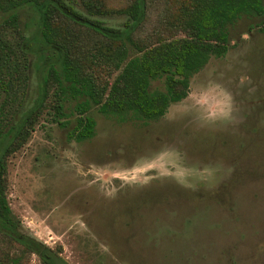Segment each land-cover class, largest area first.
<instances>
[{"label": "rangeland", "instance_id": "rangeland-1", "mask_svg": "<svg viewBox=\"0 0 264 264\" xmlns=\"http://www.w3.org/2000/svg\"><path fill=\"white\" fill-rule=\"evenodd\" d=\"M23 8L34 30L39 11ZM123 18L103 20L116 26ZM258 25V18L236 21L225 55L193 74L187 96L157 120L118 119L93 108L94 135L81 142L41 120L7 162V202L20 231L67 264H264ZM31 45L32 73L42 77L56 65L46 55L56 52L39 36ZM29 88L36 90L34 75ZM28 264H38L34 254Z\"/></svg>", "mask_w": 264, "mask_h": 264}, {"label": "trees", "instance_id": "trees-1", "mask_svg": "<svg viewBox=\"0 0 264 264\" xmlns=\"http://www.w3.org/2000/svg\"><path fill=\"white\" fill-rule=\"evenodd\" d=\"M26 5L39 11L34 30ZM112 16L124 18L106 24ZM241 18H258L256 30L264 32V0H124L116 7L108 0H0V264H28L32 254L38 264H67L20 231L7 202L8 158L41 120L81 142L94 135L93 108L143 123L163 117L187 96L189 78L225 55L228 30ZM38 36L56 52L46 55L56 65L42 77L30 59ZM154 80L161 86L150 87Z\"/></svg>", "mask_w": 264, "mask_h": 264}]
</instances>
